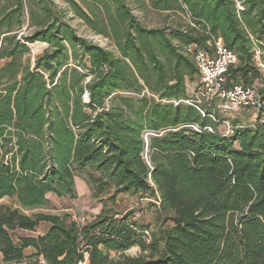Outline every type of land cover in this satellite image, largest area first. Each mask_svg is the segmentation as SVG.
<instances>
[{"label":"trees","instance_id":"trees-1","mask_svg":"<svg viewBox=\"0 0 264 264\" xmlns=\"http://www.w3.org/2000/svg\"><path fill=\"white\" fill-rule=\"evenodd\" d=\"M61 1L0 0V201H13L0 264H264V123L232 120L225 135L228 120L187 94L211 39L237 57L226 87L263 80L264 0ZM134 10L178 25L147 29ZM35 44L48 48L31 65ZM76 179L102 205L92 221L25 214L48 194L74 199ZM119 196L148 200L154 225L117 212Z\"/></svg>","mask_w":264,"mask_h":264},{"label":"rangeland","instance_id":"rangeland-1","mask_svg":"<svg viewBox=\"0 0 264 264\" xmlns=\"http://www.w3.org/2000/svg\"><path fill=\"white\" fill-rule=\"evenodd\" d=\"M77 1V0H74ZM54 3L60 8H65L64 3L61 0H54ZM134 15L141 19L143 26L147 29H158L162 27H176L178 25V19L175 17H166V15L153 13L150 10L147 12H137L133 11ZM68 17L71 18L68 22L70 26L75 30V33L78 37H81L97 46L102 48H112L111 43L108 39L103 38L102 36L95 35L89 28L84 25L81 21L76 18H73L71 14H68ZM22 33L25 32V28L21 29ZM27 33V32H26ZM48 47L42 44H35L30 47V54L28 60L31 65H33L34 60L40 56ZM197 85V80L189 84L187 87V94L191 97V93L195 92V87ZM219 113V112H218ZM219 115L228 120H239L242 124H251L253 122V114L251 112H232L229 114ZM219 131L224 130L223 124L218 127ZM76 197L74 199H56L53 196L47 197L48 203L39 209L27 210L24 211L25 214L31 215L34 213H45V214H63L64 212L70 213L75 220H78L81 224L88 223L91 221L90 216L96 217L100 210L101 204L98 201H95L91 198L90 192L86 184L81 180L77 179L75 184ZM148 200L137 201L134 198L130 199L126 196H119L116 201V211L120 213H128L131 211L135 212L134 219L141 224H152L154 225L155 220V211L148 208ZM13 201L8 198H4L0 201V204L12 205ZM108 207H111L108 205ZM34 212V213H33ZM28 232H18L17 236H28L24 235ZM31 236H35L32 234ZM137 248H132L125 252V255L133 257L138 254ZM26 253V252H25ZM110 256H113L114 253H108Z\"/></svg>","mask_w":264,"mask_h":264},{"label":"built area","instance_id":"built-area-1","mask_svg":"<svg viewBox=\"0 0 264 264\" xmlns=\"http://www.w3.org/2000/svg\"><path fill=\"white\" fill-rule=\"evenodd\" d=\"M239 8V5L237 4ZM210 52H197L194 55V63L197 69V85L194 98L197 102H203L222 114L232 112H251L253 122L260 120L264 123V66L260 60L261 53L257 50L253 54V62L263 74L261 82L251 85L233 84L226 87L227 73L237 64L236 55L226 49L220 40L211 39ZM223 134L231 133L229 121H223ZM210 131V129H208ZM38 264H46L42 259ZM77 264H87L86 258Z\"/></svg>","mask_w":264,"mask_h":264},{"label":"crops","instance_id":"crops-1","mask_svg":"<svg viewBox=\"0 0 264 264\" xmlns=\"http://www.w3.org/2000/svg\"><path fill=\"white\" fill-rule=\"evenodd\" d=\"M42 45H44V46H46L45 44H42ZM77 180V179H76ZM76 180H75V184H76ZM49 196H53V195H51V194H48L47 196H46V198L47 197H49ZM54 198H56L55 196H53ZM48 199V198H47ZM56 199H63V198H56ZM34 213V212H33ZM65 214H69L70 215V213H68L67 211L66 212H64ZM63 213V214H64ZM45 214V213H44ZM73 214H74V212H73ZM72 214V215H73ZM51 215H60V214H51ZM72 215H70L71 217H72ZM75 217V216H74ZM74 217H72V219L73 220H75L74 219ZM90 217H92L91 218V221L95 218V217H93V216H90ZM75 221H77V222H79L78 220H75ZM90 222V221H89ZM45 229H46V226H44V225H41L38 229H37V232H36V234L37 235H40V234H42L44 231H45ZM36 234H34V235H36ZM24 235H28V236H31L32 234L31 233H25ZM109 253H111V252H109ZM30 254H32V251L31 250H26V255H30ZM114 256V255H113ZM0 263H1V256H0ZM29 262H23V263H21V264H28Z\"/></svg>","mask_w":264,"mask_h":264},{"label":"water","instance_id":"water-1","mask_svg":"<svg viewBox=\"0 0 264 264\" xmlns=\"http://www.w3.org/2000/svg\"><path fill=\"white\" fill-rule=\"evenodd\" d=\"M99 47H100V46H99ZM83 99H84L86 102L88 101V93H85V94H84Z\"/></svg>","mask_w":264,"mask_h":264}]
</instances>
